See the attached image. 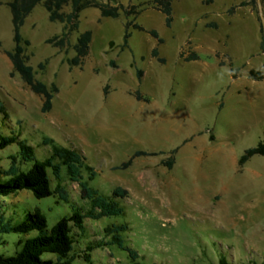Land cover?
Masks as SVG:
<instances>
[{"label": "rangeland", "instance_id": "rangeland-1", "mask_svg": "<svg viewBox=\"0 0 264 264\" xmlns=\"http://www.w3.org/2000/svg\"><path fill=\"white\" fill-rule=\"evenodd\" d=\"M13 1L0 0V99L7 113L0 114V129L26 139L40 159L51 152L45 138L75 148L96 170L92 180L84 172L92 187L104 195L117 186L128 191L119 200L123 215L86 220V234L71 264H90L82 254L96 241L104 245L92 251L91 264H220L222 257L230 264L264 261V155L238 164L245 150L264 137V80L248 77L252 68L264 72L258 2L173 0V22L167 26L152 0H118L145 9L111 18L89 7L74 30L38 4L20 34L26 63L53 95L52 108L42 112L43 97L11 61L16 47ZM70 9L66 5L62 12ZM127 21L146 30L131 26L124 47ZM149 29L157 30L163 42L158 44ZM86 30L92 31L90 53L77 64V38ZM188 40L199 55L196 60L180 54H189ZM154 47L164 63L152 57ZM231 69H238L236 78ZM137 89L147 102L132 95ZM175 148L174 165L168 168L163 162ZM137 150L151 154L120 168ZM14 153H19L17 144L1 150L0 164L8 168ZM63 183L80 205L79 185L66 173ZM0 204L14 223L40 207L49 228L71 214L69 204L53 196L38 199L28 190L0 196ZM123 223L128 225L126 244L139 253L135 260L110 244L105 231ZM37 233H0V254L13 255L20 240ZM42 257L55 260L52 253Z\"/></svg>", "mask_w": 264, "mask_h": 264}, {"label": "trees", "instance_id": "trees-1", "mask_svg": "<svg viewBox=\"0 0 264 264\" xmlns=\"http://www.w3.org/2000/svg\"><path fill=\"white\" fill-rule=\"evenodd\" d=\"M257 0L243 1L240 5L253 3ZM40 3H44L50 17L65 21L71 29H78L80 26L81 12L89 7L99 9L104 17L118 18L121 13L127 15H139L145 8L137 9L135 5L124 6L118 0H14L11 4L12 22L15 29L16 47L11 54V61L14 70L19 73L23 81L30 89L43 97L42 112H47L52 108L53 95L48 87L41 81L35 78L33 70L26 63L24 58V48L21 44L22 38L20 28L24 24L26 17ZM173 0H152V7L160 10L165 15V23L171 26L173 22ZM70 5L71 9L68 13H63L64 6ZM235 6L229 9V13H233ZM211 27H216L215 23L209 24ZM133 26L139 30H146L137 22L127 21L125 23L124 47L128 45V39L131 36L129 28ZM263 30V29H262ZM150 35L157 39L158 44L163 42V38L155 29L147 30ZM264 38V37H263ZM92 41V31L86 30L77 38L75 62L80 64L90 53ZM191 49L189 54L181 51V56L185 60H196L199 58L198 53L191 48V41L186 43ZM262 50H264V41L262 42ZM185 49V48H184ZM152 57H155L159 62L164 63L165 58L159 55V50L154 47L151 52ZM219 55V53L217 54ZM224 61L219 60V64ZM232 77H237L238 69H231ZM139 78L141 71L138 72ZM248 77L252 80H264V72L261 68L250 69ZM132 95L140 101H148V98L140 91L135 90ZM0 114L7 115L3 101L0 99ZM11 144H17L19 153L11 154L8 158L11 160L8 168L0 164V196H11L23 190L30 191L34 197L41 199L46 197H56L58 201H63L70 205L71 214L65 215L57 220L50 228L48 227L45 213L40 207L28 212L25 217L14 223L11 216L6 215L2 210L4 205L0 204V233H29L36 230L38 233L29 237L26 240L18 242L19 248L13 255L6 256L0 254V264H71L76 255L74 252L76 244L86 234L87 219L99 220L106 216H119L125 213V207L119 202L128 195V191L120 186H117L111 195L101 194L100 191L89 184L96 175V170L89 165L85 155L79 150L57 144L51 138H45L44 144H50V155L44 159L37 157L35 149L26 139L20 137L19 134H7L0 129V151ZM178 148L171 151V156L163 163L168 168H172L175 162L174 154ZM143 150H137L127 161L123 162L119 167L127 168L132 161L141 155H149ZM254 155H264V137L256 146L250 147L240 156L238 164L244 166ZM23 162H31L30 168L22 169ZM89 172V180L84 179V172ZM76 182L80 188L79 198L81 204L77 205L70 191L63 183V174ZM128 229V225L112 224L105 228L107 235H110L112 240L110 244H116L119 248L127 251L129 256L135 260L139 257V253L132 247L126 244L123 237V232ZM104 245L103 241L91 242L87 246V252L82 254L87 263L91 264L92 251L96 247ZM44 253L55 254L53 258L44 259ZM220 264H230L225 257H222ZM248 264H264V261L258 263L250 261Z\"/></svg>", "mask_w": 264, "mask_h": 264}, {"label": "water", "instance_id": "water-1", "mask_svg": "<svg viewBox=\"0 0 264 264\" xmlns=\"http://www.w3.org/2000/svg\"><path fill=\"white\" fill-rule=\"evenodd\" d=\"M257 2H258V5H259L261 22H262V29H263V37H264V14H263V9H262V3H261V0H257Z\"/></svg>", "mask_w": 264, "mask_h": 264}]
</instances>
